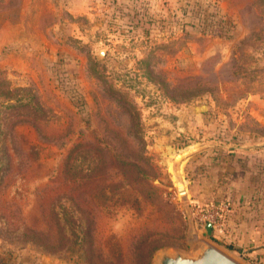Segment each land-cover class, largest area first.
<instances>
[{
	"label": "rangeland",
	"instance_id": "obj_1",
	"mask_svg": "<svg viewBox=\"0 0 264 264\" xmlns=\"http://www.w3.org/2000/svg\"><path fill=\"white\" fill-rule=\"evenodd\" d=\"M238 35L225 55L205 39ZM0 69L49 109L40 130L15 127L39 153L23 167L9 153L18 170L0 184V264H81L11 241L7 225H41L38 188L77 141L107 142L106 162L119 163V90L139 112L156 191L139 209H97L95 241L118 239L123 264L147 234L168 244L150 263L204 240L264 264L246 255L264 245V0H0ZM200 210L222 213L221 229L206 235Z\"/></svg>",
	"mask_w": 264,
	"mask_h": 264
},
{
	"label": "trees",
	"instance_id": "obj_2",
	"mask_svg": "<svg viewBox=\"0 0 264 264\" xmlns=\"http://www.w3.org/2000/svg\"><path fill=\"white\" fill-rule=\"evenodd\" d=\"M22 89L12 87L0 69V184L17 175L9 153H20L22 167L38 160L37 147L18 137L15 127L27 124L40 130L41 123L49 118V109L39 98L26 88L22 93ZM119 95V106L129 122L119 141L126 139L121 146L129 153L119 154L118 164L106 162L104 155L110 149L107 142L77 141L68 150L50 186L38 188L41 225L8 222L11 241L20 239L44 253L74 256L81 264H123L124 248L118 239L109 235L101 245L95 241V212L116 206L139 209L156 188L151 182L154 167L146 153L139 112L120 90ZM0 217V226H6ZM164 245L168 244L148 234L142 236L131 248V264H149L153 252Z\"/></svg>",
	"mask_w": 264,
	"mask_h": 264
},
{
	"label": "water",
	"instance_id": "obj_3",
	"mask_svg": "<svg viewBox=\"0 0 264 264\" xmlns=\"http://www.w3.org/2000/svg\"><path fill=\"white\" fill-rule=\"evenodd\" d=\"M177 176V175H176ZM178 175L177 184L183 183ZM179 192L184 193L182 186ZM203 232L211 235L212 225L210 222L203 224ZM150 264H240L238 261L214 247L207 241H201L200 244L191 251H181L177 249H161L152 259Z\"/></svg>",
	"mask_w": 264,
	"mask_h": 264
},
{
	"label": "crops",
	"instance_id": "obj_4",
	"mask_svg": "<svg viewBox=\"0 0 264 264\" xmlns=\"http://www.w3.org/2000/svg\"><path fill=\"white\" fill-rule=\"evenodd\" d=\"M221 4H222V1H221ZM240 37H242V36L241 35H238V36H234L232 38H223L221 36H216V37L214 36V37H211V38L205 37V39L207 41H209V43H212V44H216L217 45V49L214 51L215 54L218 53L219 55H221V54H224L225 55L227 53L228 54L231 53V45L233 44V41L237 40ZM234 235H237V234H234ZM234 235L231 238L233 239V237H234L233 240H235L234 241L235 244H237L238 246H241L240 243H239V240L237 239V236H234ZM260 249L261 250L255 249L254 247H252V249L247 250L246 255L248 253H252V252H260L258 254H261V256H259L258 258L261 259V260H264V245H262ZM242 250L244 251V248ZM244 252H246V251H244Z\"/></svg>",
	"mask_w": 264,
	"mask_h": 264
},
{
	"label": "built area",
	"instance_id": "obj_5",
	"mask_svg": "<svg viewBox=\"0 0 264 264\" xmlns=\"http://www.w3.org/2000/svg\"><path fill=\"white\" fill-rule=\"evenodd\" d=\"M223 208V207H221ZM200 221L204 224L205 222H210L212 225V232L217 229H221V225L223 224L224 216L218 210L216 211H208V210H200L198 212Z\"/></svg>",
	"mask_w": 264,
	"mask_h": 264
}]
</instances>
